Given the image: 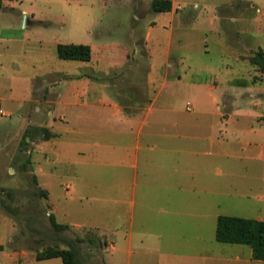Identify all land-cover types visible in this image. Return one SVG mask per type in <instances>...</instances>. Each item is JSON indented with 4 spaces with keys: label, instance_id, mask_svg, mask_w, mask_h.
I'll return each instance as SVG.
<instances>
[{
    "label": "rangeland",
    "instance_id": "rangeland-1",
    "mask_svg": "<svg viewBox=\"0 0 264 264\" xmlns=\"http://www.w3.org/2000/svg\"><path fill=\"white\" fill-rule=\"evenodd\" d=\"M152 1L0 0L6 5L0 10L3 36L24 31L30 38L15 42L12 51L0 44V98H5L0 119L13 123L16 132L0 137L6 143L0 147V264H64L61 258L36 259L48 246H75L82 264H105L104 256L109 258L101 231L68 222L90 218L104 224L114 203L80 199L70 188L78 180L69 167L65 172L54 165L53 176H41L42 166L43 172L51 170L31 141L38 142L45 127L26 124L21 115L30 107L31 120L52 118L47 113L41 120L36 106L46 90L39 87L50 92L56 81L51 92L62 98L106 94L132 112L143 111L158 96V104L173 103L192 115L195 134H206L213 120L218 140L203 148L201 159L207 176L216 180L220 212L264 219V71L250 59L264 51V0H172L170 12L155 11ZM58 43L89 44L94 53L89 61L62 59ZM18 73L32 76L30 103L12 101L23 96L22 81L12 79ZM168 81L172 84L162 88ZM201 82L210 84L221 116L196 118L210 107L205 89L189 85ZM56 121L61 129L54 136L71 124ZM59 158L76 155L70 150ZM211 159L221 173L211 171ZM47 188L50 194H41ZM50 214L69 228L57 230ZM93 236L101 243L89 240Z\"/></svg>",
    "mask_w": 264,
    "mask_h": 264
},
{
    "label": "crops",
    "instance_id": "crops-1",
    "mask_svg": "<svg viewBox=\"0 0 264 264\" xmlns=\"http://www.w3.org/2000/svg\"><path fill=\"white\" fill-rule=\"evenodd\" d=\"M4 7L2 2L0 10ZM26 12V9L22 10L21 16ZM19 20L17 17L21 23ZM29 40L24 31L5 38L0 29V44L6 50L12 51L15 42ZM93 53L92 49V56ZM12 79L23 83V96L12 97L15 99L12 101L30 103L32 76L22 77L18 73ZM57 84V81L52 82L51 89ZM171 84L168 81L162 88ZM189 85L203 87L208 99L205 103L212 107L197 114V119L203 120L207 115L221 116L218 99L215 100L209 83ZM42 88L46 90L43 89V97L37 99V117L43 120L48 113L52 118H45L43 122L31 120L29 107L23 113L19 112L25 123L39 124L53 134L61 129L57 119L71 121V124L64 128V133L50 138H45L40 129L42 138L38 142L31 141L40 156L47 157L43 164L51 170V174L43 172L42 166L41 176H53L55 172L51 167L54 165L55 169L62 168L65 172L69 167L78 180L70 185L75 195L80 199L114 203L106 211L108 222L104 224L90 218L68 222L96 228L104 234L110 250L107 261L104 256L105 264H264V260L252 257L250 245L216 239L217 221L222 215L216 199L218 189L216 180L207 176L209 170L201 159L206 153L203 148L218 140L213 120L206 134H195L190 128L189 116L192 115L173 103H169L170 106L163 104V107L158 104V96L143 111L132 112L125 110L120 100L110 95H88L71 100L51 89L48 92L44 84L39 90ZM0 101L1 106L5 104V98ZM14 133L13 123L0 119V137ZM66 133L74 136L68 137ZM29 140L30 136L27 137ZM0 147L5 148L6 143L0 142ZM70 150L76 155L75 159L59 158ZM213 162L211 159V171L221 173L218 162ZM43 185L47 187V184ZM47 192L50 194L49 189ZM209 196H213L210 201ZM257 219L263 218L258 216Z\"/></svg>",
    "mask_w": 264,
    "mask_h": 264
},
{
    "label": "trees",
    "instance_id": "trees-1",
    "mask_svg": "<svg viewBox=\"0 0 264 264\" xmlns=\"http://www.w3.org/2000/svg\"><path fill=\"white\" fill-rule=\"evenodd\" d=\"M152 9L157 12H169L173 8L172 0H153ZM57 56L68 60L89 61L92 57V48L89 44L83 43H58L56 46ZM251 61L264 71V51H255ZM45 138L54 135L47 128H43ZM41 194L47 196L46 190H40ZM52 225L57 230L69 228L68 224L60 223L54 214H50ZM216 239L220 242L248 244L252 248V257L257 260H264V219L245 218L233 215H220L216 227ZM92 242H99L100 238L93 236L89 238ZM61 258L64 264H82L79 252L75 246L72 248H59L48 246L37 251V260Z\"/></svg>",
    "mask_w": 264,
    "mask_h": 264
}]
</instances>
